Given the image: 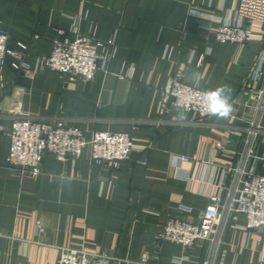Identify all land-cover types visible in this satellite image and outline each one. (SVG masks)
Listing matches in <instances>:
<instances>
[{
	"label": "crops",
	"instance_id": "0c3cea01",
	"mask_svg": "<svg viewBox=\"0 0 264 264\" xmlns=\"http://www.w3.org/2000/svg\"><path fill=\"white\" fill-rule=\"evenodd\" d=\"M240 0H0V26L12 41L28 44L25 60L50 56L61 31L75 16L83 34L117 39L109 70L91 81H69L50 68L22 78L7 56L0 84V127L8 132L16 118H58L96 131L124 132L137 146L118 168L81 157L49 153L38 175L19 174L7 165L9 138L0 136V264H58L62 247L107 251L137 261L150 252L157 264H173L181 244L160 238L171 218L199 221L208 189L222 174L213 165L238 164L244 147L245 118H259L244 94L264 41L217 40L220 21L233 20ZM172 79L203 91L228 85L232 112L227 119L200 120L177 106L165 109L163 89ZM236 101V102H235ZM222 144L223 147H218ZM192 160L182 162L180 157ZM181 170L184 176H178ZM260 170V164H257ZM215 174V175H214ZM235 174L227 177L234 180ZM243 213L223 224L215 264H264V233L247 229ZM211 254L201 243L185 264H203ZM112 262L111 264H135Z\"/></svg>",
	"mask_w": 264,
	"mask_h": 264
},
{
	"label": "built area",
	"instance_id": "2783aa9c",
	"mask_svg": "<svg viewBox=\"0 0 264 264\" xmlns=\"http://www.w3.org/2000/svg\"><path fill=\"white\" fill-rule=\"evenodd\" d=\"M217 40L229 43H248L254 39L264 41V0H240L233 20L220 21L216 32ZM118 50L117 39L101 40L95 35L81 32L80 18L75 16L69 30L61 31L54 41L48 57L37 59V68H32L25 60L28 44L12 41L10 35L0 26V84L3 82V66L7 56L16 58V70L33 78L38 72L50 68L58 74L63 85L69 81L94 80L99 71L107 72ZM199 88L192 87L181 80L172 79L163 89L165 109L180 107L183 113H196L200 120L212 116L207 113V98ZM244 94L248 96L251 112L257 116L264 110V51L245 83ZM236 102V101H235ZM246 125L236 129L244 137L241 161L238 164H212L214 173H221L219 182H212L207 192L209 203L199 221L190 219L194 208L181 204L178 210L184 214L171 218L160 235L161 239L181 244L183 254L174 259L173 264L189 261L187 252L201 243H209L211 254L203 264H215L214 258L222 245V226L233 214L247 216L246 228L264 233V145L258 151L257 137L263 132L259 118L243 119ZM9 138L7 165L19 174L33 176L43 171L45 157L54 153L62 158H79L86 147L90 148L94 164H109L118 168L129 159L137 146L135 139L128 133L96 131L87 139L82 128L68 125L58 118L36 119L30 116L16 118L10 131L0 127V136ZM218 147H223L218 144ZM182 162L192 159L180 157ZM260 164V170H257ZM177 175L183 177L179 172ZM235 174L232 181L227 177ZM215 175V174H214ZM157 257L144 252L137 261L118 258L107 251L97 252L87 248L62 247L58 264H111L128 263L157 264Z\"/></svg>",
	"mask_w": 264,
	"mask_h": 264
},
{
	"label": "clouds",
	"instance_id": "9594fccd",
	"mask_svg": "<svg viewBox=\"0 0 264 264\" xmlns=\"http://www.w3.org/2000/svg\"><path fill=\"white\" fill-rule=\"evenodd\" d=\"M207 98V113L211 116L227 119L232 112L230 103L232 89L228 85H220L215 89L208 90L204 93Z\"/></svg>",
	"mask_w": 264,
	"mask_h": 264
},
{
	"label": "water",
	"instance_id": "95a60500",
	"mask_svg": "<svg viewBox=\"0 0 264 264\" xmlns=\"http://www.w3.org/2000/svg\"><path fill=\"white\" fill-rule=\"evenodd\" d=\"M22 78H25V74L23 72L20 73Z\"/></svg>",
	"mask_w": 264,
	"mask_h": 264
}]
</instances>
